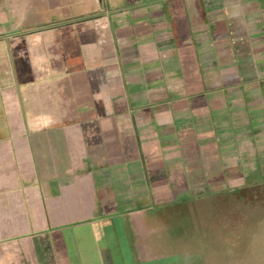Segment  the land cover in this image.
I'll return each mask as SVG.
<instances>
[{
	"label": "crops",
	"instance_id": "obj_1",
	"mask_svg": "<svg viewBox=\"0 0 264 264\" xmlns=\"http://www.w3.org/2000/svg\"><path fill=\"white\" fill-rule=\"evenodd\" d=\"M0 25V264H197L155 249L154 204L264 124V0H0Z\"/></svg>",
	"mask_w": 264,
	"mask_h": 264
},
{
	"label": "rangeland",
	"instance_id": "obj_2",
	"mask_svg": "<svg viewBox=\"0 0 264 264\" xmlns=\"http://www.w3.org/2000/svg\"><path fill=\"white\" fill-rule=\"evenodd\" d=\"M64 107L58 105L57 116L72 115ZM252 116L250 130L245 119L237 120L235 136L220 135L218 148L198 158L190 154L191 162L202 163L192 172L197 183L186 190L170 185L176 198L189 199V214L169 213L155 226L150 239L156 250L186 251L197 264H264V124L262 114ZM191 189L197 194L189 195Z\"/></svg>",
	"mask_w": 264,
	"mask_h": 264
},
{
	"label": "trees",
	"instance_id": "obj_3",
	"mask_svg": "<svg viewBox=\"0 0 264 264\" xmlns=\"http://www.w3.org/2000/svg\"><path fill=\"white\" fill-rule=\"evenodd\" d=\"M188 200L189 199L176 200V199H171V197L168 199L165 197L163 198V196H161L158 203L155 202L154 206L159 211L164 210L167 213H172L173 215H171L170 217H174L176 215L175 217L177 218L180 217L178 215H180L184 210H186V213H188L189 208L186 206L187 204H185V202ZM167 217H165L166 221L169 219V217L168 218Z\"/></svg>",
	"mask_w": 264,
	"mask_h": 264
}]
</instances>
